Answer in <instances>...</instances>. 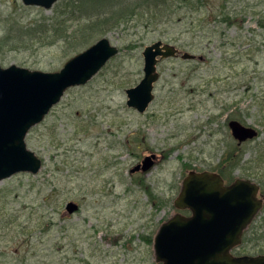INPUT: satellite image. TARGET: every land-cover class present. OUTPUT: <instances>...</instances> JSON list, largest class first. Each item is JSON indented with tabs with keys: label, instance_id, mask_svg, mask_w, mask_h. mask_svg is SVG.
Segmentation results:
<instances>
[{
	"label": "rangeland",
	"instance_id": "rangeland-1",
	"mask_svg": "<svg viewBox=\"0 0 264 264\" xmlns=\"http://www.w3.org/2000/svg\"><path fill=\"white\" fill-rule=\"evenodd\" d=\"M110 1L60 0L44 10L0 0L3 68L55 72L101 37L119 49L27 134L39 173L0 182V264H161L153 238L178 212L173 201L189 171L264 180L253 156L264 154V0L193 2L167 23ZM47 27L57 30L41 32ZM156 41L196 59L160 61L153 100L139 114L125 89L143 78L142 52ZM231 119L258 138L237 148ZM150 154L148 173L130 174ZM68 202L79 206L70 215ZM234 254H264V207Z\"/></svg>",
	"mask_w": 264,
	"mask_h": 264
},
{
	"label": "water",
	"instance_id": "water-1",
	"mask_svg": "<svg viewBox=\"0 0 264 264\" xmlns=\"http://www.w3.org/2000/svg\"><path fill=\"white\" fill-rule=\"evenodd\" d=\"M26 6L49 10L59 0H21ZM118 54L117 46L102 37L65 62L57 72L29 70L11 65L0 66V182L19 173L36 175L41 160L27 148L29 130L43 121L65 91L85 85L105 64ZM143 78L125 90L126 105L143 114L153 100L154 84L159 79L160 60L196 57L180 52L174 45L156 41L144 48ZM231 134L239 144L252 140L257 131L232 120ZM154 155L131 169L147 172ZM258 185L237 179L228 186L213 172L190 171L181 182L174 207L190 215L176 213L162 223L153 238L155 261L161 264H264V255L235 256L242 234L262 207L257 198ZM78 210L69 202L68 214Z\"/></svg>",
	"mask_w": 264,
	"mask_h": 264
},
{
	"label": "trees",
	"instance_id": "trees-1",
	"mask_svg": "<svg viewBox=\"0 0 264 264\" xmlns=\"http://www.w3.org/2000/svg\"><path fill=\"white\" fill-rule=\"evenodd\" d=\"M200 1L201 3L203 1H207V0H113L107 3V5L110 6H118L119 11L123 8V10H121V13L123 11L126 10H130V14L133 13L135 15H142V14H146L149 13L150 17H152V21L155 23H157L158 21H166L170 22L174 19L179 20V16L178 14L181 13L182 9H184V6L187 5H191V3L193 2H198ZM142 10V11H140ZM117 14V12H116ZM115 14V15H116ZM144 16V15H142ZM111 18V17H108ZM113 18H117L120 20V18L118 16H115ZM100 19H98L99 22ZM97 22V21H96ZM101 22L104 23V25H107L109 21L107 20H102ZM54 23H52L51 26H53ZM92 28V27H91ZM94 29V28H92ZM57 29H50L49 27H47L46 29H41L42 31H45L47 33H50L52 31L56 32ZM238 148V147H237ZM241 148V147H240ZM244 152H242L240 154L239 159H237L238 163L240 164V160H242ZM254 158H261V159H257L258 160H263L264 162V154L261 155L259 154L258 156H255V154L253 155ZM256 159H249V162L255 161ZM234 168V167H233ZM223 177L227 178L225 175L222 174V172L220 173ZM247 177H251V175L247 176ZM263 176L261 175L260 177H257L255 180H257V183L261 186V188H264V180L262 179ZM263 222V221H262Z\"/></svg>",
	"mask_w": 264,
	"mask_h": 264
}]
</instances>
